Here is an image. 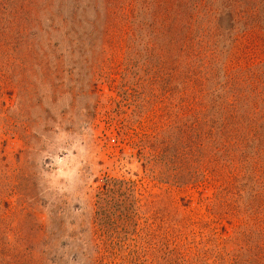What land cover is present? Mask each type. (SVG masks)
Wrapping results in <instances>:
<instances>
[{
  "label": "rangeland",
  "instance_id": "obj_1",
  "mask_svg": "<svg viewBox=\"0 0 264 264\" xmlns=\"http://www.w3.org/2000/svg\"><path fill=\"white\" fill-rule=\"evenodd\" d=\"M0 264H264V0H0Z\"/></svg>",
  "mask_w": 264,
  "mask_h": 264
}]
</instances>
